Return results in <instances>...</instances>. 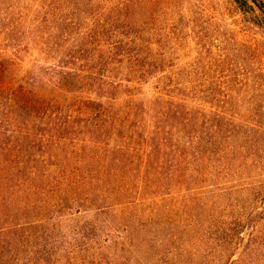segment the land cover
<instances>
[{"label": "trees", "instance_id": "obj_1", "mask_svg": "<svg viewBox=\"0 0 264 264\" xmlns=\"http://www.w3.org/2000/svg\"><path fill=\"white\" fill-rule=\"evenodd\" d=\"M232 1L264 31V0ZM100 6L0 0V264H264L261 73L237 95L224 65L96 31ZM123 65L161 75L135 95Z\"/></svg>", "mask_w": 264, "mask_h": 264}, {"label": "rangeland", "instance_id": "obj_2", "mask_svg": "<svg viewBox=\"0 0 264 264\" xmlns=\"http://www.w3.org/2000/svg\"><path fill=\"white\" fill-rule=\"evenodd\" d=\"M94 1L101 8L89 16L91 26L111 18L119 19L106 26L99 24L103 27L96 31L104 35L136 37L138 44L135 47L171 56L177 65L192 64L197 60L201 65H224L225 69L218 78L223 82L230 78L237 95L246 93L250 81L247 78L254 73H261L264 86V31L247 24L232 0H141L142 11L128 15L111 12L128 0ZM126 19L136 20V26L129 28ZM36 60L37 55L30 52L18 60L16 67L22 74L37 67H41L45 73L50 72L51 65H34ZM130 66L123 65L120 69L122 76L111 80L133 87L138 83L145 86L132 91L135 95L150 93L149 85L157 82L161 74H148L139 81L138 70L133 75H125ZM39 81L47 86L54 83L47 75L39 78Z\"/></svg>", "mask_w": 264, "mask_h": 264}]
</instances>
